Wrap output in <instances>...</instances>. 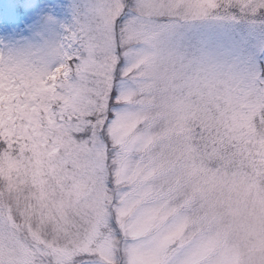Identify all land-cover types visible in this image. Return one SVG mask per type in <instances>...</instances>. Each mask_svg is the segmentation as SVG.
Here are the masks:
<instances>
[{
	"label": "rangeland",
	"instance_id": "1",
	"mask_svg": "<svg viewBox=\"0 0 264 264\" xmlns=\"http://www.w3.org/2000/svg\"><path fill=\"white\" fill-rule=\"evenodd\" d=\"M149 236L264 264V0H0V262L160 264Z\"/></svg>",
	"mask_w": 264,
	"mask_h": 264
},
{
	"label": "clouds",
	"instance_id": "2",
	"mask_svg": "<svg viewBox=\"0 0 264 264\" xmlns=\"http://www.w3.org/2000/svg\"><path fill=\"white\" fill-rule=\"evenodd\" d=\"M217 8H219V6H217ZM209 14L213 15V16L218 14L217 13V9L210 10ZM173 15H174V17L176 19H179V20H184L185 18L194 19L192 17H188V13H187L185 7L182 6V5H177L175 7ZM124 42H125L124 37H121V43H124ZM97 119L98 120L102 119V116L98 117ZM144 243H145L146 246H148L150 248V250L154 248L157 251V253L159 255V258H160V264H176V262L174 260L170 261V258L172 256H174V254L176 252V249H172L171 251H169L163 245L154 244V242L152 241V237L151 236H149L148 239ZM194 249H195V245H193L192 247L187 249L186 250V254L194 251ZM125 264H127V261L125 262Z\"/></svg>",
	"mask_w": 264,
	"mask_h": 264
},
{
	"label": "snow or ice",
	"instance_id": "3",
	"mask_svg": "<svg viewBox=\"0 0 264 264\" xmlns=\"http://www.w3.org/2000/svg\"><path fill=\"white\" fill-rule=\"evenodd\" d=\"M74 51H78V49H70V50H68V54H69V55H73V52H74ZM73 62H75V61H70V62H69V67H71V64H72ZM78 67H79V65H78ZM0 264H2V262H0Z\"/></svg>",
	"mask_w": 264,
	"mask_h": 264
}]
</instances>
